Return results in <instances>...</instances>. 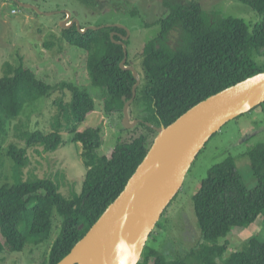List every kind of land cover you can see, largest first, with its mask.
I'll return each instance as SVG.
<instances>
[{"label":"trees","instance_id":"obj_1","mask_svg":"<svg viewBox=\"0 0 264 264\" xmlns=\"http://www.w3.org/2000/svg\"><path fill=\"white\" fill-rule=\"evenodd\" d=\"M79 1L90 7L98 6L96 0ZM237 1L251 7L262 20L249 25L244 19L219 13L211 17L195 0L170 5V14L157 23L159 35L146 44L140 59L132 56L133 62L127 63V66L136 63L142 77L136 101L146 106L145 122L168 127L202 101L264 72V0ZM173 31L180 36L175 46L169 37ZM114 32L127 35L119 27L82 34L76 24L64 30L63 35L68 44L88 53L87 70L92 83L103 92L106 114L112 117L115 112H122L124 117V98L128 101L133 98L137 81L131 71L121 67L126 55L124 47L114 42L122 41L119 36L112 38ZM130 42V39L125 42L128 48ZM3 72L0 152L1 141L8 136V125L20 119L28 105L57 92L72 94L70 102L58 103L61 113L56 116L55 132L26 131L20 135L26 147L16 144L8 147L6 154L14 165L16 180L0 187V255L21 253L29 244L50 241L59 220L60 232L44 263L59 264L125 190L154 143L149 134L157 132L144 122L141 125L147 135L127 143L121 140L112 155H101L102 128L84 129L88 117L97 110L96 99L86 88L69 81L49 84L24 64L7 63ZM258 109L264 110V103L251 112ZM61 119L66 121L65 130L73 136L87 168L82 193L71 198L61 192V185L52 178L24 177L31 165L30 149L40 147L49 153L63 145ZM246 154L258 180L256 188L249 189L236 159L228 156L209 171L194 196L202 242L188 254L192 262L185 258L171 259L147 245L139 264H264V241L257 236L247 240L243 250L228 257L229 241L220 243L235 231L247 230L264 216V142ZM4 163L0 160V172ZM27 216L30 217L27 231L22 232L20 227Z\"/></svg>","mask_w":264,"mask_h":264},{"label":"rangeland","instance_id":"obj_2","mask_svg":"<svg viewBox=\"0 0 264 264\" xmlns=\"http://www.w3.org/2000/svg\"><path fill=\"white\" fill-rule=\"evenodd\" d=\"M188 1L192 0H96L98 6L90 7L79 0H19L16 2L0 0V78L4 75L5 64L17 66L24 64L32 67L36 75L49 84L55 85L62 81H69L86 88L94 95L97 110L88 117L84 129L102 128L104 145L99 153L110 156L121 140V143H127L143 134H148L141 125L147 117L145 116L146 106L144 103L138 104L137 97L131 104L132 122L142 121L132 129L125 126L122 112H115L112 117L106 114L103 92L92 83L87 70L88 53L66 42L63 35L66 30L62 26L63 22L73 23L78 19L82 28H107L108 25L125 27L130 35L128 31L126 36L120 32L118 34L124 37L129 36L128 40H131L128 48L129 61L136 55L140 59L146 44L159 35L160 27L157 23L170 14V5L187 4ZM195 1H199L206 14L211 17L219 13L221 16L244 19L249 25L262 20L261 15L237 0ZM16 3L18 6L15 5ZM20 3L32 5L42 14L33 9H26ZM67 12H71L73 16L70 17ZM116 36L119 35L115 34L113 38ZM169 37L173 41L171 43L173 46L177 44L174 42L180 39L179 33L174 31ZM130 66L138 67L136 63ZM71 100L72 94L69 91L65 94L57 92L47 99L28 105L20 119L8 125V136L1 141L0 160H4L5 168L0 172V187L6 183L13 184L16 180L14 165L6 154L8 147L11 144L26 147V142L20 137L26 131L55 132L57 130L55 122L58 119L56 116L61 113L58 103L61 101L67 103ZM61 122L64 125L63 145L57 151L49 153L40 147L30 149L28 154L31 165L25 170L24 177L25 179L52 178L61 185V192L71 198L82 193L87 168L82 160L81 152L73 142V136L65 130L66 121L61 119ZM19 125L21 129L18 128ZM157 135L149 134L150 140L155 141ZM262 142H264L263 109L244 114L224 126L208 142L193 163L182 190L164 213L147 245L167 254L171 259L185 258L186 261L192 262L190 258H187L188 254L202 242L194 196L200 190L203 180L207 178L214 166L222 163L228 156H233L246 185L249 189L256 188L258 180L246 153ZM29 220L30 217L27 216L23 221L20 227L22 232L27 231ZM56 224L50 241L46 240L38 245L29 244L21 253L5 252L0 255V264H44L61 229L59 220ZM254 236L264 241V216H260L247 230L235 231L227 239L220 241L221 244H224L226 240L229 241L230 247L226 257L243 250L245 242Z\"/></svg>","mask_w":264,"mask_h":264},{"label":"water","instance_id":"obj_3","mask_svg":"<svg viewBox=\"0 0 264 264\" xmlns=\"http://www.w3.org/2000/svg\"><path fill=\"white\" fill-rule=\"evenodd\" d=\"M20 5L42 14L32 5ZM67 22L62 24L64 29L76 23L82 34L105 28L88 27L83 31L78 19L68 22L70 26ZM114 26L128 31L118 25L107 27ZM115 34L121 36L122 41L114 42L124 47L126 55L121 67L131 71L137 81L133 98L129 101L124 98V124L132 129L142 122H132L130 112L142 80L135 67L127 66L129 53L125 41L129 36L113 33L112 38ZM263 103L264 72L202 101L168 127L159 128L145 122L158 134L147 157L117 200L59 264H139L150 236L182 190L188 172L208 142L228 123Z\"/></svg>","mask_w":264,"mask_h":264},{"label":"flooded vegetation","instance_id":"obj_4","mask_svg":"<svg viewBox=\"0 0 264 264\" xmlns=\"http://www.w3.org/2000/svg\"><path fill=\"white\" fill-rule=\"evenodd\" d=\"M116 33H118V32H116ZM171 43H173V41H171Z\"/></svg>","mask_w":264,"mask_h":264},{"label":"bare ground","instance_id":"obj_5","mask_svg":"<svg viewBox=\"0 0 264 264\" xmlns=\"http://www.w3.org/2000/svg\"><path fill=\"white\" fill-rule=\"evenodd\" d=\"M118 42H120V41H118ZM126 42V41H125ZM68 264H70V263H68Z\"/></svg>","mask_w":264,"mask_h":264}]
</instances>
